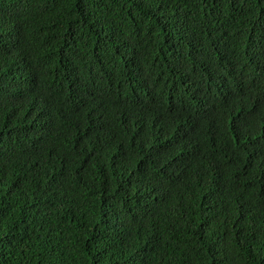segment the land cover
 <instances>
[{
	"label": "trees",
	"instance_id": "trees-1",
	"mask_svg": "<svg viewBox=\"0 0 264 264\" xmlns=\"http://www.w3.org/2000/svg\"><path fill=\"white\" fill-rule=\"evenodd\" d=\"M0 264H264V0H0Z\"/></svg>",
	"mask_w": 264,
	"mask_h": 264
}]
</instances>
